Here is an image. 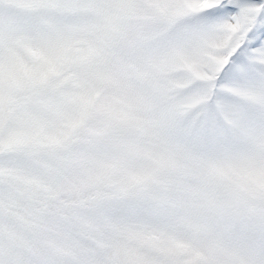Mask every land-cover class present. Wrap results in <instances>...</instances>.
<instances>
[{
  "label": "snow or ice",
  "instance_id": "1",
  "mask_svg": "<svg viewBox=\"0 0 264 264\" xmlns=\"http://www.w3.org/2000/svg\"><path fill=\"white\" fill-rule=\"evenodd\" d=\"M0 264H264V0H0Z\"/></svg>",
  "mask_w": 264,
  "mask_h": 264
}]
</instances>
